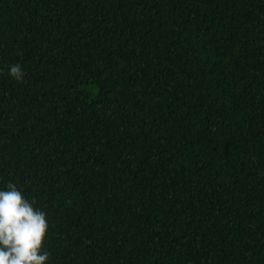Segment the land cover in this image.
Returning a JSON list of instances; mask_svg holds the SVG:
<instances>
[{"label": "trees", "instance_id": "16d2710c", "mask_svg": "<svg viewBox=\"0 0 264 264\" xmlns=\"http://www.w3.org/2000/svg\"><path fill=\"white\" fill-rule=\"evenodd\" d=\"M9 181L46 264H264V0H0Z\"/></svg>", "mask_w": 264, "mask_h": 264}, {"label": "clouds", "instance_id": "9594fccd", "mask_svg": "<svg viewBox=\"0 0 264 264\" xmlns=\"http://www.w3.org/2000/svg\"><path fill=\"white\" fill-rule=\"evenodd\" d=\"M14 80L23 78L19 63L8 66ZM48 227L45 212L25 198L11 181L0 187V264H46L42 248Z\"/></svg>", "mask_w": 264, "mask_h": 264}]
</instances>
